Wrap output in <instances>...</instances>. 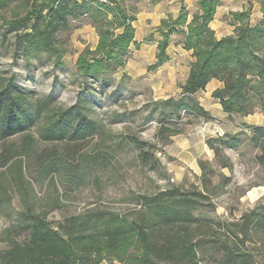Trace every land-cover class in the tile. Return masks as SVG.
Listing matches in <instances>:
<instances>
[{
  "label": "trees",
  "instance_id": "16d2710c",
  "mask_svg": "<svg viewBox=\"0 0 264 264\" xmlns=\"http://www.w3.org/2000/svg\"><path fill=\"white\" fill-rule=\"evenodd\" d=\"M8 1L0 0V7ZM197 1L200 10L191 20L188 21V8L183 1L178 15L162 19L157 28L161 35L157 60L148 66L149 69L155 70L169 59L170 38L179 26L186 27L184 47L191 50L194 57L187 79L180 84L179 97L160 98L151 104L152 111L158 113V134L163 142L184 132V116L190 117L186 123L195 119L206 122L215 119L196 95L214 78L223 82L222 87L213 91V96L228 117L234 113L249 115L257 107L264 112V0H261L262 18L259 22L251 23L254 0H250L247 8L233 12L238 24L232 34L223 37H217L210 25L220 0ZM84 15L93 21L100 38L94 49L87 48L80 55L77 61L79 72L92 81H111L112 74L126 67L131 44L140 45L135 38L136 15L130 13L124 0H32L26 14L8 23L18 30L17 42L25 54L41 56L48 53L53 61L64 64V49L57 33L69 26L70 19ZM118 29H122L121 32ZM252 129L255 131L252 136L255 145L264 142V128L253 126ZM17 133H23L19 144L2 147L11 135ZM242 133L243 130L227 132L207 139L216 158L225 159L220 162L223 166H230L225 147L240 145ZM95 136L99 138L95 151L70 148V141ZM114 136L118 135L112 136L103 119L90 113L88 99L84 96L65 107L57 105L50 96L32 99L31 93L14 77L1 83L0 164L3 168H0V212L11 209V187L15 185L22 193L24 204L18 214V226L26 232L27 238L23 241L13 239L9 247L0 250V264H102L110 257L120 259L123 264L197 262L198 247L204 242L203 239L195 240L192 235L193 224L198 220L195 210L205 203L202 197L211 192L209 160L203 158L198 160L203 190H184L172 184L152 194H143L139 198L144 207L135 218L110 210H92L85 215L70 216L55 227L36 210L31 198L34 185L25 174V169L32 168L35 160L36 178L40 181L64 178L76 185L90 182L96 169L107 168L113 161L116 146L126 144L136 148L145 166L152 169L158 166L154 159L160 151L157 144L131 133L119 141ZM55 141H66L67 147L63 150L68 153L57 150L56 146L40 145ZM243 220L241 224H232L240 225L239 231L227 224L228 231L240 239L250 232L255 234L264 230V209L253 208ZM212 241L217 240L208 236V243ZM220 242L223 247L230 248L234 264L239 258L243 259L229 241Z\"/></svg>",
  "mask_w": 264,
  "mask_h": 264
},
{
  "label": "rangeland",
  "instance_id": "374dc122",
  "mask_svg": "<svg viewBox=\"0 0 264 264\" xmlns=\"http://www.w3.org/2000/svg\"><path fill=\"white\" fill-rule=\"evenodd\" d=\"M31 1L9 0L6 5L0 7V82L14 77L18 84L31 93L32 99L50 96L57 105L65 107L73 105L79 96H84L88 99L90 113L103 119L112 136L118 135L114 136L118 141L131 133L157 144L160 149L154 158L158 166L152 169L142 163L136 148L126 144L116 146L113 161L109 166L96 169L92 180L81 185L67 182L64 178L40 181L36 178L35 160L32 168L25 169V174L34 185L31 198L36 210L45 215L55 227L61 222L64 223L70 216L85 215L92 210H110L135 218L144 207L139 198L143 194H152L172 184L179 185L184 190H203L202 169L200 174H195L190 168L185 169L183 176L177 180V172L170 168L179 162V159L173 156L175 139L171 137L167 142H163L158 134V113L152 111L151 105L154 100L160 98L179 97L180 84L185 82L194 60L192 51L184 47L186 27L179 26L170 38L169 59L155 70L148 68L151 62L155 61L158 49L156 44L161 38L157 28L163 17L174 18L178 15V0H124L130 13L136 15L134 25L140 45L131 44L126 67L112 74L113 79L106 82L86 79L77 67L80 55L87 48L94 49L100 38L89 16L70 19L69 26L57 33V39L64 49V64L53 61V57L48 53L41 56L35 53L25 54L17 42L18 30L8 21L26 14L28 3ZM232 1L238 4L241 2ZM224 3L225 0H220L219 6ZM249 3L250 0H247L245 5ZM186 5L189 21L193 14L200 10V6L197 0H192V4L186 2ZM253 5L250 20L252 24H256L262 18V1L254 0ZM154 12L158 14L156 17H146ZM233 12L224 11L217 16L219 25L218 29H214L217 37L235 31L238 20ZM121 30L118 29V32ZM218 32L223 35H218ZM210 94L208 86V101H211ZM213 100L219 102L216 97ZM245 116L248 115L234 113L226 120L224 133L243 130L241 144L224 149L225 155L230 158V166H223L220 162L225 159L218 160L215 152L212 159L207 156L198 158L209 160L211 192L209 196L202 197L205 203L195 210L198 220L193 224L192 235L195 240L203 239L204 242L198 247L195 264H234L230 257V248L220 245L221 240L229 241L234 250L243 255V259L239 258L236 264H264V230L255 234L250 232L247 237L240 239L234 232L228 231L227 227V224H241L244 216L253 208L258 211L264 209V142L255 145L252 140L255 134L252 127L264 128V112L257 107L251 117H248L252 118L253 122L244 121ZM189 118L184 116V132L181 134L183 136L206 122L203 119H195L186 123ZM244 124L250 125L251 128ZM22 136L23 133L11 135L2 147L19 144ZM98 139L95 136L86 140L70 141L69 144L70 148L75 150L95 151ZM40 145L56 146L60 151L67 147L66 141ZM0 168H3L1 164ZM223 183L226 185L222 186ZM11 193V209L6 213L0 212V250L9 247L13 239L23 241L27 238L26 232L18 226V214L24 208L22 193L15 185L11 187ZM239 226L234 225V231H239ZM208 236L217 241L208 243ZM102 264L123 262L110 257Z\"/></svg>",
  "mask_w": 264,
  "mask_h": 264
},
{
  "label": "crops",
  "instance_id": "0c3cea01",
  "mask_svg": "<svg viewBox=\"0 0 264 264\" xmlns=\"http://www.w3.org/2000/svg\"><path fill=\"white\" fill-rule=\"evenodd\" d=\"M183 1L185 4L186 2L192 4V0H180V1L178 0L179 11L181 9V5ZM246 2L247 0H241L240 4H238V3L233 2L232 0H225L224 4H221L220 6L218 5L215 17L211 21L212 27L214 29H218L219 21L217 20L218 19L217 16L219 14L223 13L224 11H227V12L242 11L243 9L247 8L249 5L248 4L246 6L245 5ZM157 15H158L157 12H154V14H148L146 15V17L148 16L156 17ZM219 34L223 35L221 34V32H218V35ZM220 37H223V36H220ZM136 39H137V36H136ZM157 45H158V41H157L156 47ZM156 60L157 58L155 56L154 62H156ZM154 62H151V64H153ZM208 86L210 87V91H211V94H210L211 101H208V98H209L208 97ZM222 86H223V82L219 79L214 78L208 83L205 90L200 91L196 94L198 99L201 101L202 105L212 113L215 119L204 122L202 125L197 126L196 128L192 129V131L188 133V135L183 136L180 134V135L172 136L175 139L173 156L178 158L179 162L178 164H175L174 166H170V168L177 172V175H178L177 180H180V178L183 176L185 169L189 170L190 168L191 171L194 172L195 174H200L201 167L199 165L198 158L202 156L203 157L207 156L208 159H212V157L214 156V150L207 143V139L211 137H216L219 134H223L226 129L225 127L226 120L229 119L228 113L223 110V107L220 105V103L213 100L214 99L213 91L216 88L222 87ZM249 116L251 117V114H249L248 116H245L246 118L244 121L253 122L254 120L252 118H248ZM177 136H181V137H177Z\"/></svg>",
  "mask_w": 264,
  "mask_h": 264
}]
</instances>
